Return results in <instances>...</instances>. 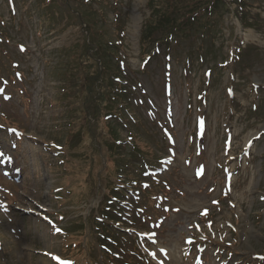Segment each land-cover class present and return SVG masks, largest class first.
Here are the masks:
<instances>
[{
	"label": "rangeland",
	"instance_id": "1",
	"mask_svg": "<svg viewBox=\"0 0 264 264\" xmlns=\"http://www.w3.org/2000/svg\"><path fill=\"white\" fill-rule=\"evenodd\" d=\"M50 2L0 0V264H264V0H243L242 22L224 4L176 41L154 25L168 0ZM84 20L121 40L127 98L104 115ZM111 126L119 149L99 137ZM110 193L137 215L126 253L98 214Z\"/></svg>",
	"mask_w": 264,
	"mask_h": 264
},
{
	"label": "trees",
	"instance_id": "2",
	"mask_svg": "<svg viewBox=\"0 0 264 264\" xmlns=\"http://www.w3.org/2000/svg\"><path fill=\"white\" fill-rule=\"evenodd\" d=\"M50 1L52 0H48L49 3H51ZM78 1H79L78 4L82 3L83 5H85L86 3H88L90 5V2H89L90 0H78ZM168 1L169 2H166V4L160 9L159 12L156 9L157 21H156V24L154 25H157V28L159 27L158 29L166 31L168 34V37H170L171 39L174 38L173 41H176L175 37L177 36L176 35L177 32L183 33L181 34V36L188 37L187 33L191 32L196 26H198L199 21L203 20L205 22L206 20L204 19L211 18L215 12V9H218L219 7L224 8L223 7L224 4H228L229 1L234 2L237 6V11L238 10L240 11L243 0H182V1L181 0H168ZM72 9L73 8H71V10ZM72 11H75V10H72ZM75 13L77 14L78 17L86 16L85 12L81 11L79 7ZM236 13H237L238 19L240 20V22H242L241 12L239 13L236 12ZM84 22H85V27L88 26L90 30V33H91L90 36L92 35L93 39L91 40L94 42L97 39V42L95 43V50L97 51L96 55L101 64L100 65L101 67L97 72V77L100 79V84L103 85V88H104L103 95L108 96L109 98V102L106 103V105L103 106L102 109L100 108V106L98 107L99 115H104L106 113V110L116 111L117 108L119 109L121 103H123L124 101L126 102L125 98H127L126 97L127 96L126 87L122 80L123 76L120 74L121 70L118 65L119 63L116 61V58L118 56L114 55V53H117V51H115L114 49H118V50L120 49L119 46H120L121 40L119 36H117V39H108L106 37L105 30H103V28L99 29L95 25V22H96L95 20L93 21L84 20ZM205 26L207 27V25ZM164 28H166V30ZM145 37L146 36L143 33L141 41L145 40ZM189 37H191L190 34H189ZM110 51L113 52V55ZM113 56L115 57L114 59L116 62L113 60ZM64 84L68 87L67 89H65V93H64L65 97H67L68 95L73 96L75 94H78V89H76L77 83L74 80H72L71 82L70 79H68V81H65ZM99 86L100 85L98 86L96 85L95 87H99ZM86 97H88V95H86ZM103 99L104 101L107 100L106 97H103ZM67 103H69L70 107L68 108H71L72 113L74 111L76 112L77 101L74 102L72 99L71 100L67 99ZM95 107H97V105H95ZM74 117H76V115ZM114 119L120 121L117 118H114ZM76 122L78 121H74L72 123L70 120V123L72 124L73 128H79L75 125ZM99 137H101L102 139H106L109 137V140L112 141L111 145L114 147H117L116 144L117 142H119L116 129H114V126H111V128L109 129V132L107 131V133L99 132ZM126 153L128 152L126 151L125 154ZM114 159L117 160L118 157ZM120 163L121 164L119 166V169L121 173L127 177V175H125L124 172L127 169V163L129 165L130 163L128 162V160L124 162H120ZM139 169L140 168H138V170ZM131 181L137 185L140 183L139 177L132 178ZM139 191L140 192L138 194L141 196L142 199H144L143 196H144L145 190L143 189ZM107 203L108 201H106L105 204L107 205ZM104 210L105 209H103V211ZM105 211H106V218L108 220L116 219V216L114 214L113 205L111 204L110 206L107 205V210ZM94 224H95L96 229L97 227L101 226V224L97 222H95ZM103 227H104L103 229L106 230L104 223H103ZM107 229H108L107 232L109 231L111 236L113 235V238L115 239L114 227L107 225ZM120 236L124 238L125 234L120 233ZM118 248H121L119 244H118Z\"/></svg>",
	"mask_w": 264,
	"mask_h": 264
},
{
	"label": "snow or ice",
	"instance_id": "3",
	"mask_svg": "<svg viewBox=\"0 0 264 264\" xmlns=\"http://www.w3.org/2000/svg\"><path fill=\"white\" fill-rule=\"evenodd\" d=\"M229 92L231 93V90H229ZM201 125H203V121L201 120ZM13 131H15V130H13ZM0 155H2V153H0ZM213 203H217L216 201H213ZM208 214V212H207V209H205L204 210V212L202 213V215H207ZM56 231H60V229H56Z\"/></svg>",
	"mask_w": 264,
	"mask_h": 264
}]
</instances>
